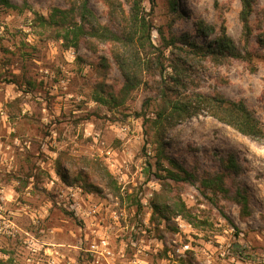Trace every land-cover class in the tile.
I'll use <instances>...</instances> for the list:
<instances>
[{"label":"rangeland","instance_id":"1","mask_svg":"<svg viewBox=\"0 0 264 264\" xmlns=\"http://www.w3.org/2000/svg\"><path fill=\"white\" fill-rule=\"evenodd\" d=\"M9 2L14 6L0 1V264L11 258L31 264L45 243H76L86 222L76 215L72 192L82 208L91 203L127 213L123 225L149 209L156 234L182 217L196 244L214 251L211 264H264V141L205 109L162 134L154 114L161 77L145 75L126 93L110 43L88 39L67 47L58 29L38 25V15L75 0ZM242 6V0H143L152 42L161 49L157 29L205 46L224 32L235 41L243 58H191L186 94L243 100L264 127V0H254L249 36ZM91 7L102 24L121 32L107 1L91 0ZM204 26L211 31L203 33ZM165 53L169 80L184 52ZM169 171L188 179H167ZM216 240L223 252L211 248Z\"/></svg>","mask_w":264,"mask_h":264},{"label":"trees","instance_id":"2","mask_svg":"<svg viewBox=\"0 0 264 264\" xmlns=\"http://www.w3.org/2000/svg\"><path fill=\"white\" fill-rule=\"evenodd\" d=\"M7 6H14L9 0H0ZM111 8L113 18H117L122 25L118 33L109 26L100 22L98 15L91 7V0H75L68 8L56 7L48 15H38V25L41 27H53L59 30L67 47H79L84 40L95 39L112 45L111 53L121 72L124 75L125 83L122 90L130 93L144 82L145 75H158L161 77L160 84V107L154 112L155 122L164 129L184 121L205 109L211 116L226 123L242 134L264 141V127L257 115L247 106L243 100H233L225 95L207 94L198 92L186 94L188 85L189 63L191 58L199 63L202 59H214L221 55L223 60L227 58H243L235 41L223 33L214 42L208 45H201L190 41L187 38H180L176 35L166 37L162 29H157L162 39L163 49L152 42L153 24L143 7V0H105ZM154 4V0H151ZM128 5V11L124 5ZM241 21L244 35L249 36V18L253 10L254 0H242ZM118 9V10H115ZM211 31L210 27L204 26L203 33ZM187 47H190L189 49ZM174 48L184 52L180 58V64H171L174 72L170 79L169 66L165 63V49ZM144 51L147 55L144 56ZM149 51L156 52L154 57L148 56ZM161 55V57L159 56ZM182 65H186L182 67ZM166 77V78H165ZM157 160L155 164H160ZM152 167V163L149 164ZM158 175V174H157ZM160 177V175H159ZM179 174L169 171L167 179L183 181ZM207 181V180H206ZM212 180L208 182L211 183ZM187 264H194L192 257H187ZM4 264H16L11 258L3 261Z\"/></svg>","mask_w":264,"mask_h":264},{"label":"built area","instance_id":"3","mask_svg":"<svg viewBox=\"0 0 264 264\" xmlns=\"http://www.w3.org/2000/svg\"><path fill=\"white\" fill-rule=\"evenodd\" d=\"M72 197L76 200L74 205H78L76 215L86 222L80 227L79 240L74 244L45 243V249L42 246L34 249L35 257L28 259L31 264H178L181 258L189 256L194 257V264L213 262L214 251L196 244L197 234H193L192 225L180 216L175 218L172 230L156 234L149 209L137 213L135 224L123 225L127 213L91 203L82 208L77 192H72ZM8 233L12 234V229ZM216 243L210 242L211 248L223 252V241Z\"/></svg>","mask_w":264,"mask_h":264}]
</instances>
